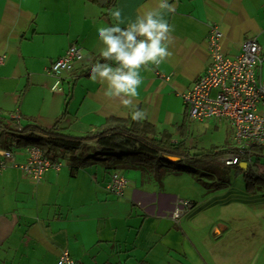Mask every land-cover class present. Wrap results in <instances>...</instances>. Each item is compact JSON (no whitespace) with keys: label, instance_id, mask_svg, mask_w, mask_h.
Segmentation results:
<instances>
[{"label":"crops","instance_id":"crops-1","mask_svg":"<svg viewBox=\"0 0 264 264\" xmlns=\"http://www.w3.org/2000/svg\"><path fill=\"white\" fill-rule=\"evenodd\" d=\"M159 2L0 0V55L6 56L0 67L2 116H18L13 121L21 125L31 119L48 130L59 122L61 133L75 138L108 119L132 117L133 109L120 98L105 96L106 83L90 79L97 62L116 67L103 61L105 45L97 30L116 23L110 15L116 9L125 21L121 27H127ZM168 2L174 9L165 10L173 28L171 56L159 66L140 69L142 83L134 103L145 111V120L169 130L177 141V128L184 124L188 134L190 124L181 95L210 64L205 41L211 26L222 33L227 56L237 55L242 41L252 37L264 53V0ZM72 44L82 48V60L62 75L61 91L55 92V77L48 68ZM259 76L264 78V67ZM213 121L215 129L224 128V144H229L227 123ZM6 128L0 121V133H14ZM13 153L16 164L24 163L23 151ZM99 158L90 154L86 165L75 170L63 161L60 170H48L39 183L16 168L0 172V264H55L65 251L78 264H218L193 216L187 213L179 223L173 222L175 203L183 198L176 189H167V183L180 173H166L157 181L138 168H117L127 185L115 196L105 190L115 169L105 168ZM259 251L263 253L264 244ZM242 263L264 264V257Z\"/></svg>","mask_w":264,"mask_h":264},{"label":"built area","instance_id":"built-area-1","mask_svg":"<svg viewBox=\"0 0 264 264\" xmlns=\"http://www.w3.org/2000/svg\"><path fill=\"white\" fill-rule=\"evenodd\" d=\"M171 1V0H168ZM173 1V0H172ZM222 33L211 26L206 37L210 64L191 89L181 95L188 118L202 122L207 119L225 121L230 127V144L238 153L219 156L217 161L227 167L241 164L250 167L251 151L264 147V78L259 76L264 67V53L257 38L244 39L240 51L235 56H227L221 45ZM82 48L70 45L58 59L53 61L48 73L55 77L52 90L60 92L62 75L72 70L73 65L82 60ZM0 55V67L5 61ZM19 120L18 116H9ZM26 160L16 164L12 153L0 151V172L7 168H17L33 183H39L48 170H60L62 162H51L43 156L40 148L30 146L24 150ZM127 181L119 172L110 175L105 184L107 193L121 196ZM191 201L177 199L172 218L175 222L193 209ZM55 264H78L68 252H63Z\"/></svg>","mask_w":264,"mask_h":264},{"label":"trees","instance_id":"trees-1","mask_svg":"<svg viewBox=\"0 0 264 264\" xmlns=\"http://www.w3.org/2000/svg\"><path fill=\"white\" fill-rule=\"evenodd\" d=\"M0 121H4L7 128L14 132L0 133L1 150L13 152L27 146H36L51 162L61 161V156H65L64 161L74 170L86 165L87 156L96 154L100 157L97 161L107 169H115L114 172L123 175V172L116 169L138 168L160 181L164 174L176 173L181 162L210 166V162H216L219 156L238 153L230 143L199 150L192 145L188 146L184 124L177 128L180 139L176 141L169 130L145 119L134 121L131 117L127 120L108 119L101 127L79 138L62 134L59 122L48 130L37 126L31 119L21 125L1 113ZM252 154L253 169H250L251 166L245 171L239 166L235 169L243 176L248 193L260 191L264 194V147L254 149ZM170 158L178 160L172 161Z\"/></svg>","mask_w":264,"mask_h":264},{"label":"rangeland","instance_id":"rangeland-1","mask_svg":"<svg viewBox=\"0 0 264 264\" xmlns=\"http://www.w3.org/2000/svg\"><path fill=\"white\" fill-rule=\"evenodd\" d=\"M205 124L190 122L186 143L198 150L222 146L226 142L224 128L215 129L213 120ZM64 157L61 156L63 161ZM210 164L179 163L180 175L169 178L167 189H176L181 198L194 200L189 216L201 229L200 238L212 251L216 263L263 259L264 251L259 250L264 244V194L248 193L245 180L235 167L228 168L218 161Z\"/></svg>","mask_w":264,"mask_h":264},{"label":"clouds","instance_id":"clouds-1","mask_svg":"<svg viewBox=\"0 0 264 264\" xmlns=\"http://www.w3.org/2000/svg\"><path fill=\"white\" fill-rule=\"evenodd\" d=\"M165 10L173 11L168 0H160L158 7L137 16L135 22L121 27L125 21L121 11L116 9L110 13L115 24L99 27L98 36L105 45L101 55L109 63H95L91 67L90 79L107 84L105 96L120 98L125 107L133 109L132 120L141 121L146 118L145 111L139 109L134 99L139 95L142 83L140 69L149 65L159 66L171 56L172 26L165 19Z\"/></svg>","mask_w":264,"mask_h":264},{"label":"bare ground","instance_id":"bare-ground-1","mask_svg":"<svg viewBox=\"0 0 264 264\" xmlns=\"http://www.w3.org/2000/svg\"><path fill=\"white\" fill-rule=\"evenodd\" d=\"M5 56V55H4ZM6 57V56H5ZM5 62V61H4ZM196 82V81H195ZM185 106V105H184ZM185 111H186V107H185ZM186 115H187V112H186ZM187 118H188V115H187ZM211 119H213V118H211ZM207 120H209V119H207ZM207 120H204V121H207ZM213 120H217V121H221V119L220 120H218V119H213ZM188 121L189 122H196V121H192V120H190L189 118H188ZM203 122V121H202ZM197 123H200V122H197ZM228 125V124H227ZM229 127V126H228ZM229 130H230V127H229ZM230 134H231V130H230ZM229 140H230V135H229ZM28 147H30V146H27V147H24L21 151H23L24 152V150L26 149V148H28ZM256 149V148H255ZM0 151H1V149H0ZM4 151H8V150H4ZM253 151V150H252ZM252 151H251V157H252V162H251V164H250V166H251V168L250 169H253V167H254V162H253V160H254V154H252ZM8 152H10V151H8ZM10 153H12V155H13V158H14V153L13 152H10ZM176 160H178V159H176ZM175 160V161H176ZM219 162V161H218ZM242 165V164H241ZM225 166V165H224ZM240 166V165H239ZM227 167V166H226ZM232 167H236V166H232ZM230 168V167H229ZM17 169V168H16ZM248 168H247V165H246V169L245 170H247ZM243 170V169H242ZM244 170V171H245ZM191 203H192V205H194V203L191 201ZM195 206V205H194ZM194 208V207H193ZM184 215H182V216H180L176 221L177 222H175L174 220H173V222H175V223H179L180 222V220H181V218L183 217Z\"/></svg>","mask_w":264,"mask_h":264},{"label":"water","instance_id":"water-1","mask_svg":"<svg viewBox=\"0 0 264 264\" xmlns=\"http://www.w3.org/2000/svg\"><path fill=\"white\" fill-rule=\"evenodd\" d=\"M98 2L103 5L105 4L106 0H98ZM170 160H176L175 158H170ZM241 169L245 170L246 169V165L245 164H242L239 166Z\"/></svg>","mask_w":264,"mask_h":264}]
</instances>
